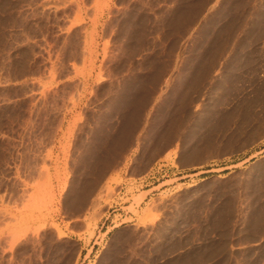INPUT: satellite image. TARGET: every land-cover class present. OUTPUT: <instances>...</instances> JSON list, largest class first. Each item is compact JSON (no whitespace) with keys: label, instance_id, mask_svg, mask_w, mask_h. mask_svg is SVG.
Here are the masks:
<instances>
[{"label":"rangeland","instance_id":"374dc122","mask_svg":"<svg viewBox=\"0 0 264 264\" xmlns=\"http://www.w3.org/2000/svg\"><path fill=\"white\" fill-rule=\"evenodd\" d=\"M0 264H264V0H0Z\"/></svg>","mask_w":264,"mask_h":264},{"label":"crops","instance_id":"0c3cea01","mask_svg":"<svg viewBox=\"0 0 264 264\" xmlns=\"http://www.w3.org/2000/svg\"><path fill=\"white\" fill-rule=\"evenodd\" d=\"M253 2H254V0H253ZM256 2H258V0H256ZM73 31H75V28H74ZM65 63L68 66L69 70H68V72H66V74H64L62 76L63 77H67V75H68V80H69L68 83L70 82L72 85L76 86L77 85L76 78L74 76H72V74H73L72 64H74L75 66H79V67H86L87 66L86 54H84V57H82V54H80V56L78 58L73 57V56L68 57V58L65 59ZM209 75H210V72H205L206 78H209L210 77ZM84 85H85V83H84ZM152 189L153 188H149V189L143 190L142 192H148V191H151Z\"/></svg>","mask_w":264,"mask_h":264},{"label":"bare ground","instance_id":"6f19581e","mask_svg":"<svg viewBox=\"0 0 264 264\" xmlns=\"http://www.w3.org/2000/svg\"><path fill=\"white\" fill-rule=\"evenodd\" d=\"M78 34V33H77ZM76 36V35H75ZM77 37V36H76ZM69 38V37H68ZM68 42V41H67ZM74 56V55H73ZM75 57V56H74ZM67 61V60H66ZM68 72V71H67ZM115 156V155H114ZM110 162V161H109ZM103 167V166H102ZM106 167V166H105ZM105 169V168H104ZM100 173V172H99Z\"/></svg>","mask_w":264,"mask_h":264}]
</instances>
